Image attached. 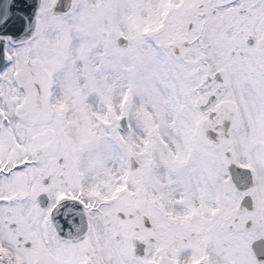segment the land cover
Here are the masks:
<instances>
[{
	"label": "snow or ice",
	"instance_id": "6c2138e0",
	"mask_svg": "<svg viewBox=\"0 0 264 264\" xmlns=\"http://www.w3.org/2000/svg\"><path fill=\"white\" fill-rule=\"evenodd\" d=\"M0 264H264V0H0Z\"/></svg>",
	"mask_w": 264,
	"mask_h": 264
}]
</instances>
